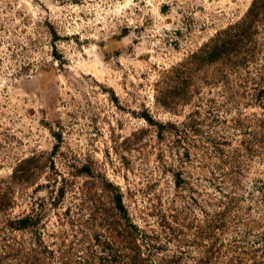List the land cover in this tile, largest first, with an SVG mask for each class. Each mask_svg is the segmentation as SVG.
<instances>
[{
	"label": "rangeland",
	"instance_id": "1",
	"mask_svg": "<svg viewBox=\"0 0 264 264\" xmlns=\"http://www.w3.org/2000/svg\"><path fill=\"white\" fill-rule=\"evenodd\" d=\"M252 1L0 0V264H99L92 230L127 264L106 181L141 230L137 264H264V25L246 67L207 65L186 104L156 101Z\"/></svg>",
	"mask_w": 264,
	"mask_h": 264
},
{
	"label": "trees",
	"instance_id": "2",
	"mask_svg": "<svg viewBox=\"0 0 264 264\" xmlns=\"http://www.w3.org/2000/svg\"><path fill=\"white\" fill-rule=\"evenodd\" d=\"M264 25V0H253L245 12L244 16L234 25H231L224 30L218 32L207 43L201 46L196 52L189 55L181 63L175 67H171L164 74L170 76L172 83L165 87L163 96L156 97L159 105L165 109L171 110L176 104H186L188 102V92L193 87L194 76L197 71L207 65H213L222 62H230L234 67H246L252 60L254 48L256 47V39L254 33L259 26ZM149 125H153L162 130L164 126L154 123L150 118H146ZM192 124V123H191ZM160 133V132H159ZM161 134V133H160ZM57 139L60 140L59 135ZM58 144L53 148L51 155L55 154ZM38 156H31L21 160L14 168L10 175L11 181L27 180L28 174L38 162ZM105 192L109 198L110 212L116 220L115 224H119L122 228L121 242L131 248L132 252L128 258L127 264H137L140 258L139 245H136L138 239L142 238L141 230L133 224L127 210L123 203V196L119 188L112 183L105 182ZM11 206L10 197L8 194L0 196V210L9 209ZM96 211H99L98 209ZM110 214V215H111ZM99 214L95 211L92 212V220L98 219ZM100 216H103L100 213ZM109 216H107L108 218ZM37 221L32 215H25L12 221H8L9 228L14 230L30 229ZM100 227L103 224L100 222ZM98 228V227H97ZM114 226V230H115ZM93 231L94 240L97 244L101 245L102 249L107 253L108 258L102 259L99 264H119L118 257L113 254L111 246L113 244L112 237L103 236L97 231ZM104 237V240L101 239ZM120 237V236H116ZM119 239V238H118ZM84 264H93L86 261Z\"/></svg>",
	"mask_w": 264,
	"mask_h": 264
}]
</instances>
